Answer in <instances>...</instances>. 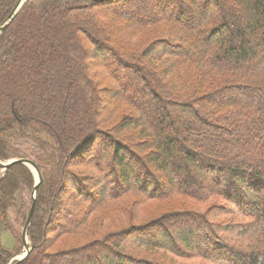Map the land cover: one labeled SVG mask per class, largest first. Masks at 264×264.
<instances>
[{"label":"trees","instance_id":"16d2710c","mask_svg":"<svg viewBox=\"0 0 264 264\" xmlns=\"http://www.w3.org/2000/svg\"><path fill=\"white\" fill-rule=\"evenodd\" d=\"M21 158L43 180L12 264H264V0H27L0 35V160ZM36 183L0 179V264ZM131 195L164 213L137 226L112 207ZM111 212L129 224L102 231Z\"/></svg>","mask_w":264,"mask_h":264},{"label":"rangeland","instance_id":"374dc122","mask_svg":"<svg viewBox=\"0 0 264 264\" xmlns=\"http://www.w3.org/2000/svg\"><path fill=\"white\" fill-rule=\"evenodd\" d=\"M124 83H125V85L128 84L126 81ZM21 149H23L24 153H26V154H29L32 151H34L32 146H27V145H23L21 147ZM21 159H23V158H21ZM12 160H17V159H12ZM2 162H4V161H2ZM84 166L85 165H82L81 163H79V164L73 163L71 165L73 171L79 177H81V175H83V172L86 171V168ZM108 169H112V168L108 166ZM4 174H5V170L3 168H0V179L4 176ZM79 174H81V175H79ZM86 174L93 175V171L86 172ZM35 179H36V176H35ZM82 179H85V178H82ZM88 180H89V182H86L87 186H89V187L90 186H94L93 181L90 180V179H88ZM36 181H37V179H36ZM160 181L163 182L164 184H166L163 180H160ZM71 186H72V184L68 185V188H69V190H71L70 193L74 194V189ZM96 191H97V189H96ZM96 191H93V193H96ZM28 196L29 195L27 194V197H25L27 200H28ZM138 196L137 195H135V196L131 195L126 200L125 199L124 200L123 199L122 200H118V201H116V203H114L112 205V207H114V206L119 207L118 205L120 203H122L123 205L127 206L129 208V210L135 211L136 217H135L134 223L137 226H142V225L148 223L150 220L152 221V219H154V218H156V217H158V216H160V215H162L164 213V210L160 208L162 206V204L160 202H157V201H155V202L153 201L151 203H146L143 206H142V204L135 206V200H138L140 198V195H138ZM69 197L70 196L68 195V196H64L63 198H64V200L66 202L67 201L69 202L71 200V199H68ZM175 199H179L181 201L183 200L181 197H177ZM168 205H170V204H168ZM197 207H199V206L197 205ZM67 208H69V206H67ZM199 210H203V207H201V208L199 207ZM214 215L216 216L214 218V220H216V221H220L221 219H225L227 221L230 220V217H225V216H227L225 213L224 214H220V212H215ZM11 217H12V225L14 226V230H15V235L16 234L21 235L22 227H21L20 223L15 220L16 214L13 213L11 215ZM137 217H138V219H137ZM244 221H246V220H244ZM102 224H103L102 231H108L109 228H111V229L122 228L123 226L128 225L129 222H128V220L124 221L122 219V217L117 212H111L109 214L106 213V218H105L104 222H102ZM167 226H168L169 229H171L173 237H175L177 239V242L180 244L181 242H180L179 238L176 236L175 233H176L177 229H179V228L182 229V228L185 227V225L182 224L181 220H178V221L170 222ZM1 239H2L3 244L7 248H9L10 250H14V251H11V252H15L18 249L20 250L19 253L14 254V257L15 256H21L23 253H25L24 247L22 246V244L20 246L18 240L15 239V237L13 236V234L11 232L4 231L2 233ZM28 241H29V239H28ZM61 245H62V241L59 244H56L55 248L52 249L51 252L54 253L55 250H58L60 252L61 251L60 249H64L63 247H61ZM29 246H30V241H29ZM106 254H107L106 251H105V253L97 252V255L99 257L105 256ZM182 264H191V262L183 261Z\"/></svg>","mask_w":264,"mask_h":264},{"label":"water","instance_id":"95a60500","mask_svg":"<svg viewBox=\"0 0 264 264\" xmlns=\"http://www.w3.org/2000/svg\"><path fill=\"white\" fill-rule=\"evenodd\" d=\"M26 1L27 0H20L18 2L17 6L15 7V9L11 13V15L8 17L6 22L2 26H0V35L6 31L8 25L12 22V20L17 15V13L20 11V9L22 8V6L25 4ZM16 163H21V164L29 167L34 172V175L36 176V179H37V183H36V186H35L33 194H32L33 204H32L30 213L28 215V218H27V221H26L25 227L23 229V233H22V241H23L25 253H23L21 256L14 257L11 260L10 264L17 262V261H18V263H21L22 261H24L29 256V254L32 250L29 246L27 232H28V228L30 227L32 220H33V215H34V210H35L36 193H37L39 185L42 183V180H43L42 173H41L39 167L37 166V164L33 160H30V159L23 158V159H17V160H10L8 162H2L0 160V168H3L6 171L7 169H9L12 165H14ZM32 168H34L35 171Z\"/></svg>","mask_w":264,"mask_h":264},{"label":"bare ground","instance_id":"6f19581e","mask_svg":"<svg viewBox=\"0 0 264 264\" xmlns=\"http://www.w3.org/2000/svg\"><path fill=\"white\" fill-rule=\"evenodd\" d=\"M34 171H35V169L34 168H32ZM36 173V172H35Z\"/></svg>","mask_w":264,"mask_h":264}]
</instances>
